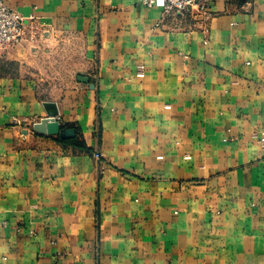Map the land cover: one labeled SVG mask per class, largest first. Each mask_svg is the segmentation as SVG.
I'll return each mask as SVG.
<instances>
[{
    "label": "crops",
    "instance_id": "1",
    "mask_svg": "<svg viewBox=\"0 0 264 264\" xmlns=\"http://www.w3.org/2000/svg\"><path fill=\"white\" fill-rule=\"evenodd\" d=\"M8 5L0 264H264V0ZM45 103L74 139L31 130Z\"/></svg>",
    "mask_w": 264,
    "mask_h": 264
},
{
    "label": "built area",
    "instance_id": "2",
    "mask_svg": "<svg viewBox=\"0 0 264 264\" xmlns=\"http://www.w3.org/2000/svg\"><path fill=\"white\" fill-rule=\"evenodd\" d=\"M9 1L0 0V52L22 42L29 26L28 21L8 5ZM216 1L218 0H141L147 8L159 4L163 17L187 16L196 10L205 20L209 18L208 10ZM93 158L100 170L101 154L96 151Z\"/></svg>",
    "mask_w": 264,
    "mask_h": 264
},
{
    "label": "water",
    "instance_id": "3",
    "mask_svg": "<svg viewBox=\"0 0 264 264\" xmlns=\"http://www.w3.org/2000/svg\"><path fill=\"white\" fill-rule=\"evenodd\" d=\"M79 81L88 83L86 78H80ZM93 87V85H90V88ZM43 106L45 108L46 117L34 123L31 130L44 136H59L62 140L74 139L76 136L75 130L72 128H61L59 122L56 120V116L58 115L56 106L51 103H45Z\"/></svg>",
    "mask_w": 264,
    "mask_h": 264
},
{
    "label": "rangeland",
    "instance_id": "4",
    "mask_svg": "<svg viewBox=\"0 0 264 264\" xmlns=\"http://www.w3.org/2000/svg\"><path fill=\"white\" fill-rule=\"evenodd\" d=\"M31 27V26H30ZM29 28V27H28ZM27 28V29H28ZM33 33H36L37 32V30H36V28H34L33 26H32V28L30 29ZM35 35V34H34ZM37 35V34H36ZM25 41V39L22 41V42H20L19 44H17V45H14V46H18V45H21L23 42ZM57 65V64H56ZM55 68V67H54ZM56 70H57V68H56ZM56 70H55V72H56ZM57 72H58V70H57ZM51 73V71H49V72H47V74H50Z\"/></svg>",
    "mask_w": 264,
    "mask_h": 264
}]
</instances>
